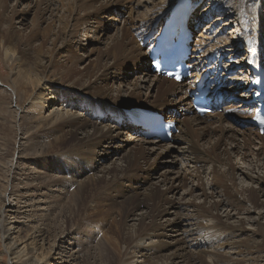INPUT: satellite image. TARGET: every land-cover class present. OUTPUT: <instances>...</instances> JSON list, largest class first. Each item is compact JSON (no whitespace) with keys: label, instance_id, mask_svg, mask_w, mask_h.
<instances>
[{"label":"bare ground","instance_id":"6f19581e","mask_svg":"<svg viewBox=\"0 0 264 264\" xmlns=\"http://www.w3.org/2000/svg\"><path fill=\"white\" fill-rule=\"evenodd\" d=\"M6 1L8 0H0V6L4 7L5 13L8 12L5 21V23H7V28H1L2 19L5 13L4 11L0 12V62L6 69L9 67V72L7 71V74H3L0 69V104L6 103L7 106L6 110L4 111L7 112L11 108V96L14 95L16 97L15 110H12L13 118L15 119V131L19 130L21 126H25V132L30 131V136L32 133L35 134L36 131L41 132L45 129H50V132L53 133L56 132V136L52 139H49L50 142L47 147L40 148L45 154L48 152L46 149H51L50 151L54 150L55 147H57V145L67 137L75 141L76 149L80 152L79 157L82 159H87L91 155L92 150L95 151L93 148L98 146H102L101 152L103 153L101 158H108L109 154L115 153L122 148V145H120L122 140L124 144L135 141L136 144L138 143L146 151V154L156 153L159 159L165 155L168 157L173 156V159H170L169 161L167 160L170 163L174 162V157L176 158L177 155L180 154L185 162V165L187 166L185 173L188 172L187 174L189 175H187V177H189V180H191L192 184V186L189 188L190 192L187 194L190 198L192 196L200 198L202 201V206H197L196 202L195 204L192 202L195 198H192V201H190V198H185L187 199L186 201L181 200V202H178L177 204L175 200H169L167 199V196L164 195V193L170 190L175 191L176 188H178L177 185L175 186L174 181H180V172L173 171V173L172 170H168L169 174L171 173L172 175H166L167 171L162 174L164 178L163 185H165L162 196L165 197H163L164 200L157 202L155 205L150 202L152 201L151 197L154 193L153 190L151 191L152 187H150V189L146 188L144 195L142 197L139 195V200L138 197L135 199L138 201H130V194L122 186L124 183L123 180H126L124 178H129L130 175L134 173L129 172L131 170L127 169L129 167L128 162L126 165L121 166L116 174H111L112 177H110V179H106L104 175H101V177L104 179L103 186L100 185L98 191L93 193L94 195L91 193V189L89 193L87 192L86 185L88 184L90 188L96 187L95 185L97 184V179H99L98 175L97 177H88V179L85 181L80 180V178L86 174V172L83 171L86 169L84 167H80L77 164V161H73L69 164L66 163L69 169L71 167V170L74 173V179L72 180L73 183L78 182L76 194H72L71 196V200L75 204L74 206L77 207V211H79V208L83 207L89 197L90 200L95 198V200L91 202H96V204L99 202L100 204V201L97 202V200L102 198V194H104L103 192L106 189L109 190L110 193L108 192L109 196H104V198H107L109 201H117L119 197L126 196V200L121 203V210L119 214L120 216L125 214L123 219L128 218L130 215L137 216L136 218L131 219L137 222V226L130 224L126 227L124 236L128 238L127 242L129 246L127 250L125 252L123 250L124 253H122L124 258H128V260L125 261L126 263L121 260L123 261L122 264H140L141 262L137 261V256H135V254L132 256V253L135 251L138 253L140 252V249H144L143 247H145L147 240H149V243L147 244H150L148 246L151 247L153 243L151 242L150 237L165 234L164 231L170 228L177 231V238L164 243L172 244L173 252L167 253L163 255L164 257L159 258L158 255H154L155 250L159 249V245L152 246L154 250L152 251L153 257H156L160 260V262L158 261L159 263H157L155 262V258L154 262L156 264H178L175 262V256H182L184 254H189V256H191V262H194V264H232L230 261L232 262L234 260L228 258L230 256L228 255L229 253L224 251L222 252L220 248H222L223 244L227 241L228 243L225 244V247L235 248V250H237L235 255H239L237 246L240 244L242 245V238L246 233V229L242 226L241 222L238 223L234 221H228L230 218V210L228 208H231V206H236V203H242L241 200H243V203L248 205V208L244 209L245 212L251 213L254 211L251 203H256V201H254V198L251 199L253 195H250V192L253 191L250 189L252 188V183L249 187V183H246L245 180H242L241 182L243 183L241 185L238 183L232 185L231 180L228 178L226 173L227 168L232 174H236L237 178L242 175L243 178L257 183L258 185L256 187L258 190L254 189L256 190V195L259 198H264V173H258L260 168H264V140L261 138L264 133L260 135L257 129L253 128L252 125L246 122L247 119L251 117V115H248L244 112L247 107L243 105V103H247L250 99V97L246 96L244 93L247 92L249 94V91L245 90L246 85L248 84V77L247 71H245L246 65H243L246 61L245 56L247 45L253 42V44L257 46L258 52L263 51L261 58L264 59V15L262 14L260 8L264 0H236V2H231L230 0H207L205 3H203L204 0H202L200 3V14L198 16L200 18L195 22L193 17L194 11L189 16V22H192L190 23L191 28L202 22L200 21L202 18H207L216 12L220 14L212 19L211 22H207L203 28L204 30L194 36L192 53L190 55L189 61L187 62L191 63L193 66L191 78L180 83H177L172 79L171 81H168L167 79L156 75L150 79L147 73L149 70V67L147 66L149 63L148 48L141 46L142 39H140V37L143 38V31L150 30L158 20L165 18L176 0H97L99 1L98 7H93V5H90V7L87 6L86 9H88V14H86L84 21L88 20V17H90V19L87 23L84 22L86 29L91 32L97 31L99 29L100 32H102L109 27L117 26L115 28L116 31H113L114 33L111 35V38L109 37V44L105 43L108 47L107 52L105 53H107L106 55L112 58L111 62H106L107 64L104 63L105 66L103 65L104 70H109L111 68V71H108V75L115 74L116 78H119V70L125 69V67L131 65V67H134V69H141L140 75L136 77L133 83L134 89L138 87H145L144 85H146V82H148L150 79V84L145 87L147 88L148 92L143 93L144 97H142V99L134 98L128 102L120 99H114L113 95L99 93L101 95L108 96V98L89 92V88H93L95 90H108L106 85L100 86L102 84V76L104 75L102 73L98 74V80L96 79L92 81L90 79L83 78L82 81L77 85H72L74 83L65 80L63 83H67L69 85H60L59 82L62 81V79L68 78L65 76L58 82L52 81L49 75L52 76L54 69H52L49 59L43 61L40 64L43 65V68H37V65L34 66V64L28 62L18 46L16 36L17 34H20L24 27L25 15L30 11V4H28L25 8L13 7L9 11H6ZM92 1L93 4L94 2H97L95 0H87V3H84L85 5H89L90 2L92 4ZM20 2V0H16L17 4ZM49 3L50 5L48 4L45 10L52 12L53 7L51 6L54 5V3L50 1ZM106 13H111L114 17H110V15L107 16ZM83 15L84 14H82V16ZM220 15L230 17L226 19L221 29L229 24L231 30L229 31L228 35H221L222 37L219 36V30H215L210 33V27L215 22L224 17ZM14 24L17 25L15 26ZM10 26H12L11 30L8 29ZM72 28L68 30H70V32L71 30L74 31V28ZM128 32L131 33L128 35ZM81 40H83V38ZM249 40H251V42ZM15 44L17 45V51L15 49ZM199 49H201V51L198 53L197 50ZM214 52L217 56H223L222 67L224 71L221 73V76H223L229 70L232 72L233 68L238 69V67H241V69H238L237 73L229 74L225 79H220L221 83L223 84L220 88V91L225 97V103L221 105L222 110L220 112L206 114L204 117H198L195 114H191L192 106L191 101H188V94L200 76L199 68L202 65V62L204 63V59L209 53ZM233 53L242 54L240 58L237 59V61H230L229 65H226L228 57H230ZM89 55L91 54H86L84 57H89ZM8 64L9 66H7ZM12 66L13 68H11ZM12 69L14 71H12ZM9 73L11 74L9 75ZM238 73L241 75H238ZM80 76L81 74H73L70 80H81ZM170 82H172V84ZM120 83L124 84L123 82ZM95 86H98V88ZM119 86L120 84L113 90H116ZM7 87L10 89L11 94L10 92L9 94L7 93ZM154 89L158 91L156 98L159 101L149 99L150 96H153L154 92H152V90L154 91ZM111 91L112 90H108L109 94L114 93ZM116 94H119V91H117ZM22 97L26 98L25 102L29 104V107L37 108L38 113L40 112L39 118L35 117L29 121L16 122V117L18 116L17 109L21 107L17 103L22 101ZM42 101L46 102L47 106L49 107V109H47V114H44L43 108L41 107ZM62 102H65L66 104ZM130 107H140L160 111L166 115L168 120L177 122V127L179 130L177 133L172 134V141L170 143H163L159 138H145L141 136L140 133L138 134L140 131L139 128L132 126L123 114L122 109ZM80 108L83 111H81ZM96 108L101 109L106 115L101 117V112ZM1 113L3 114L2 111ZM2 117H4V115ZM18 117L19 120L20 116ZM6 120L7 119H5L4 122H6ZM234 124H236L237 128L234 126ZM241 126H243V128ZM87 127H90L91 131H87ZM39 132H37V134ZM206 132H208L207 142L204 144L197 143L196 138L206 134ZM29 134L28 137H30ZM17 136L18 135H15V139ZM123 136H125V139L122 138ZM32 138H35V136ZM27 140H31V138H28ZM246 140H252L253 146L250 148L247 147ZM3 141H5V139H3ZM35 141L36 140L30 141V143L36 144ZM7 143L8 142H6V144ZM180 145H182V147ZM31 148L32 147H29V149ZM3 149L5 150L6 148L4 147ZM238 150L239 152H242L244 162H247L242 168L234 165L231 161L232 155ZM6 151L8 154L11 149L7 148ZM13 154L11 153L12 156ZM9 156L10 155L6 157ZM7 163L9 162H6V164ZM197 163L199 164L198 166L196 165ZM206 164L209 165L207 172L208 181L204 184V181L202 180V174L205 170ZM222 166L225 167L222 168ZM249 166L251 169L259 166L257 167V171L253 170L255 175H251L252 171L244 169ZM7 171L9 170H6V172ZM216 173L222 177L221 179H224L226 185L225 187L217 184L218 182L216 179ZM168 179L170 180L168 181ZM116 181H119V185L112 186ZM99 182L98 185L100 184ZM53 183L54 180L51 183H48V185H54ZM48 185L46 186L48 187ZM6 188L7 185L3 187V191H6ZM174 193H176V191ZM225 193H227V197L225 196ZM140 203H144L146 207L144 209L138 208V206L140 207ZM94 206L96 207V205ZM220 208L223 210L225 209L224 212L227 210L225 215L218 214V209ZM213 210H217V215H214ZM263 212L264 211H258V217H256L257 219L255 220L257 226V232L256 230L255 232L257 234H263L262 236H264V226L261 225V217ZM221 216L229 217L222 219ZM240 218L242 219L243 217ZM4 227L3 215L1 214L0 209V233L2 232L0 234V241L2 242L3 240L8 239V241L4 244V247L5 251L10 256L9 260L11 264H42L41 255H37L34 252L29 254L25 251L24 245L19 247L13 238L5 234L3 231ZM37 231L38 230H36V232ZM255 232H253V234ZM220 240L221 242H219ZM258 242L259 240L257 242L255 241V243ZM109 244L111 245L109 252L112 253L111 255L117 258L114 253L116 252V249H118L116 247L118 244L115 243V241L114 243L109 242ZM203 244H205V247H200V245ZM197 248L198 250H196ZM151 250L152 248L150 251ZM259 250L261 251V249H258V251ZM142 255L146 256V252ZM205 256H207V262L202 259ZM133 257H136V260H133ZM101 258L103 257L100 256V259ZM106 258L109 259L110 257L108 256ZM251 260H253V258H251ZM237 263H239L238 260ZM233 264L235 263L233 262Z\"/></svg>","mask_w":264,"mask_h":264},{"label":"rangeland","instance_id":"374dc122","mask_svg":"<svg viewBox=\"0 0 264 264\" xmlns=\"http://www.w3.org/2000/svg\"><path fill=\"white\" fill-rule=\"evenodd\" d=\"M20 1L21 2L17 4L16 0H8L6 1L5 4L6 5L5 8H7L6 11H9L13 7L25 8L28 4H30V8H29L30 11L25 15L24 27L21 30L20 34H17L16 41L18 42V46L21 49V52L24 55V57L27 59V61L34 64V66L37 65V68H43V65L40 64L47 59L50 60L52 69H54L53 70L54 73H52V76L49 75L52 81L58 82L61 78H64L66 76L68 79H62V81L59 82L60 85L61 84L69 85L67 83H63L65 80L74 83L72 85H77L79 82L82 81L83 78L90 79L92 81L96 79L98 80V74L102 73L104 75L102 76V84L100 83L101 84L100 86L106 85L108 90L109 91L112 90L111 92L114 93L109 94L108 90H95L93 88H89L90 93L97 95H101L99 93L113 95L114 99H120L128 102L134 98L142 99V97H144L143 93L148 92L147 88L145 87L150 84V79L154 76L150 72V70L147 71L150 79L148 80V82H146V85H144L145 87H140V88L138 87L134 89L133 83L136 77L140 75L141 69L139 70L134 69V67H131V65L127 66L125 67V69L119 70L118 72L119 78H116L115 74L108 75V71L111 68L109 70L103 69V65L105 66V64H107L106 62H111L112 60V58L106 55L107 53L105 52H107L108 49L107 44H109L111 35L116 31L115 28L117 26L109 27L108 29L102 32H100L99 29L94 32H91L88 29H86V25L84 22L87 23L88 20L90 19V17H88V20L84 21L86 14H88L87 11L88 9L86 8L87 6L90 7V5H93V7L94 6L98 7L99 1L95 0L97 2H94V4L92 1V4L90 2L89 5H85V3H87V0H20ZM49 1L54 3V5L51 6L53 7L52 12L45 10L46 6L48 4L50 5ZM205 1L207 0H204L203 3H205ZM230 1L236 2V0H230ZM260 8L262 14L264 15V2L261 4ZM200 9L201 6L199 4L198 9L195 10L194 13V18L196 17L197 20L200 18L198 17L200 14L199 12ZM2 11H4L5 13L4 7L0 6V12ZM7 13H5V15L3 16L1 28H7V23H5ZM82 14L84 15L82 16ZM218 14L220 13L216 12L211 14V16H208L207 18L204 19L202 18L200 20L202 22L198 23V25L199 24L200 25L194 30L193 35L195 36L197 33L199 34V32H202V30H204L203 28L205 24L207 22H211L212 19H214ZM106 15L107 16L110 15V17H114L111 13H106ZM220 16H224V15H220ZM227 18L230 17L224 16L219 21L215 22L210 27V33H212L215 30L217 31L219 30L220 37H222L223 35H228L229 31L231 30L229 24H227L225 27H223V29H221L223 23L226 21ZM14 25L16 26L17 24ZM70 28H72L75 31L74 32L71 30L73 34L70 32V30H68ZM8 29L11 30L12 26L8 27ZM130 33L131 32H128V35ZM82 38L83 40H81ZM249 41L251 42V40ZM15 49L17 51L16 44H15ZM83 54L84 55L91 54V55H89V57H84ZM226 65H229L228 61H226ZM7 66H9V64ZM8 68L6 69L0 62V69L1 72H3V74H7L9 72ZM11 68H13V66ZM238 69H241V67H238ZM12 71L14 70L12 69ZM11 73H9V75ZM73 74H81L80 76L81 80H73V81L70 80ZM161 78H165L168 81H171V79L166 77H161ZM120 82H123L124 84H121ZM170 83L172 84V82ZM119 84L120 86L116 90H113ZM95 87L98 88V86ZM8 89L9 88L7 87V93L9 94L10 89L9 90ZM117 91H119V94H116ZM152 92H154L153 96H150L149 99L151 100L154 99L159 101L156 98L158 91L154 89V91L152 90ZM101 96H105V95H101ZM11 97H12L10 100L12 102L10 103L11 111L10 110H8L7 112L4 111L6 110V106H7L6 103L0 104V110L3 112L2 114L0 111V115H1L0 116V125H1L0 126L1 128L0 129V151H1L0 152L1 154L0 209H1V214L3 215L4 226L6 227V228L4 227L3 231L5 232L6 235H9L11 238H13L16 241V244L19 245V247H22L24 245L25 251L28 252L29 254H32V252H34L37 255H41L42 264H107V263L120 264V262L122 264L123 261L124 263H126L125 261H127L128 258H124L123 253L127 250L129 245L127 242L128 238L124 236V233L126 232L127 225L132 224L137 226L136 225L137 222L135 220H131L133 218H136L137 216L130 215L128 218L123 219L125 214H123V216H120L119 214L121 210V203L126 200V196L119 197L117 201L110 200L112 201L110 202L109 200H107V198H104V196H109L110 192L107 189L103 192L104 194H102V198L100 200L96 199L97 202L100 201V204L99 202L97 204L96 202L95 203L91 202L95 200V198H92L90 200L89 197L86 200V203L83 205V207L79 208V211H77L76 210L77 207L74 206L75 204L72 202L71 196L72 194H76L78 182L73 183L72 180L74 179V173L72 172L71 167L69 169L66 163L69 164L72 163L73 161H77V164L80 167H84L86 169V170L82 169L83 171L86 172V174L82 178H80V180L85 181L88 179V177H97L98 175L99 179H97V184L95 185L96 187L90 188L88 184L86 185V189L88 193L90 192V189L92 190L91 192L92 194L96 193L98 191L99 186L100 185L103 186L104 179L101 177V175H104L106 179H110L112 175L116 174L119 171V168H121V166L126 165V163L128 162L129 167L127 169L131 170L129 172L131 173L134 172V173L131 174L129 178H124L126 180H123L124 183L122 184V186L130 194V201L131 200L134 201L135 199H137V197L139 200V197L140 196L142 197L144 195V192H146L145 189L146 188L150 189V187H152L151 191L152 190L154 191L151 197L152 201L150 202H152L155 205L157 202L164 200L163 197L165 196H167V199L169 200H175L177 204L178 202H181V200L186 201L188 198H190L187 193L190 192L189 188L192 186V184H191V180H189V177H187V175H189L187 174L188 172L185 173L186 172L185 169H187V166L185 165V162L180 154H178L176 158L174 157L175 159L174 162L170 163L168 161L170 159H173V156L168 157L167 155H165L159 159L156 153L146 154V151L138 143L136 144L135 141L124 144L122 140V142H120L122 148L116 151L115 153L109 154L108 158H104V159L101 158L103 153L101 152L102 146H98L93 148L95 151L92 150L91 155L87 159H82L79 157L80 152L76 149L75 141L68 137L63 140L64 142L61 141V143L58 144L54 150L50 151L51 149H46L48 152L45 154L40 148L42 147L46 148L50 142L49 139L55 137L56 132L53 133L50 132V129L49 130L45 129L42 130L41 132L36 131L35 134L32 133L30 136L29 134L30 131L25 132L26 131L25 126L23 127L21 126L19 130L15 131L16 130V129L14 130V128H16L15 119L13 118L12 112L15 110L16 97L14 95ZM25 101L26 98L22 97V101L20 103H17L21 107L17 109L18 116H20V119L18 120L19 117L17 116L16 122L29 121L35 117L36 118L40 117V112L38 113L37 108L29 107V104L26 103ZM41 107L43 108L44 114H47V109H49L47 103L42 101ZM221 110L222 107L216 110L215 112H220ZM3 115L6 118L2 117ZM5 119H7L6 122H4ZM8 121H10L11 123ZM234 126L236 127V124H234ZM241 127L243 128V126ZM86 130L91 131L90 127H87ZM37 132L39 133L37 134ZM207 133L208 132H206V134H203L205 136L201 135L197 137L196 142L201 144L206 143L208 140ZM28 134L30 137H28ZM15 135H18L16 139H15ZM33 136H35V138H32ZM238 137L241 138L240 136ZM28 138H31V140H27ZM122 138L125 139V136H123ZM261 138L264 140V135H262ZM3 139H5V141L8 143L6 144V142L3 141ZM34 140H36L35 142L38 146L35 143H30V141H34ZM14 141L15 143L16 142L17 143L15 144ZM171 141H163V143H170ZM246 141H247V147L250 148L251 146H253L252 140H246ZM3 146L6 148L5 150L3 149L4 148ZM180 146L182 147V145ZM29 147H32L31 148L32 150L29 149ZM36 147H38L39 149ZM7 148L11 149V151L8 154L6 153ZM11 153L12 154L14 153L13 154L14 157L11 155ZM8 155L10 156L6 157ZM165 159L166 161L167 160L168 161L166 162ZM231 161L234 165L239 166L241 168L244 167L245 164L247 163L244 162L243 154L242 152H239V150L232 155ZM6 162L9 163L6 164ZM196 165L198 166L199 164L197 163ZM259 166H256L253 169H251V167L249 166L244 169L252 171L251 175H255V173H253V170L257 171V167ZM223 167L225 166H222V168ZM208 169H209V165L206 164L205 170L202 174L203 176L202 180L204 181V184L205 182L208 181L207 179ZM6 170L9 171L6 172ZM168 170H172V172L173 171L180 172L181 177H180V181H174L175 186L177 185L178 187L175 190L176 193H174L175 192L174 190H170L164 193L165 196H162L163 195L162 192H164V187H165V185H163L164 178L162 174H164V172L167 171L166 175H172L171 173L169 174ZM226 173L228 178L231 180L232 185H235L237 183L241 185L243 183L241 182L242 180H245L246 183H249L248 184L249 187L252 185V188H250L253 190V191L251 190L252 192H250V195L251 194L253 195V196L251 195L252 196L251 199L254 198V201H256L257 204L251 203V206H253L254 208V211H252L251 213L245 212L244 209L248 208V205L246 203H243V200H241L242 203H236V206L233 207L231 206V208L230 207L228 208L230 210V215H229L230 218L228 221H234L238 223L241 222L242 226L246 229V233L243 235L244 237L242 238V245L240 244L237 246L239 255H235L237 251L235 250V248L225 247V244L228 243L227 241L223 244L222 248L220 249L222 250V252L224 251L226 253H229L228 255L230 256L228 258L234 260L232 262L230 261V263L232 264L233 262L235 264H264V249H263L264 236H262L263 234L256 233L257 226L255 221L257 219L256 217H258L257 212L264 211V202H263L264 198H259L256 195V190H258L256 186L258 184L255 183L254 181L247 180L243 178L242 175H240L237 178V175L232 174L228 168ZM258 173L261 174L264 173V168L263 169L260 168L258 170ZM5 176H7L8 178ZM221 178L222 177L216 173V179L218 182L217 184L225 187L226 185L224 179ZM53 180H54L53 183L54 185L52 184L51 186L48 185V183H51ZM98 180L99 181L103 180V181L99 182ZM169 180L170 179H168V181ZM98 182L100 183L99 185ZM5 185H7V188L6 191H3V187ZM46 185H48V187ZM115 185L116 186L119 185V181H116L112 186ZM225 196L227 197V193H225ZM192 198L195 199H193L192 201L191 200ZM190 201H192L194 204L196 202L197 206L198 205L202 206V201L200 200V198L196 196L194 197L192 196L190 198ZM94 205H96V207ZM145 207L146 206L144 203H140V207L138 206V208L141 209H144ZM224 210L222 208L218 209L219 212L218 214L225 215L227 210L225 212ZM213 212L214 215H217L216 214L217 210L216 211L213 210ZM229 216H221V218L225 219ZM240 217H243L244 219L243 218L241 219ZM67 220H69L70 222ZM65 221L68 223H66ZM261 225L264 226V212L261 217ZM117 226H118V231H117ZM36 230L38 231L36 232ZM253 232L255 233L253 234ZM164 233L165 234H161L159 236L150 237V240L153 243L152 246L159 245V249L155 250V254H154L155 256L158 255L159 258L164 257L163 255L167 253L173 252V245L164 242L172 241L177 238L176 235L177 231H175L174 229L171 228L166 229ZM258 240L259 242L260 241L261 242L255 243V241L257 242ZM7 241L8 239L3 240L2 242L0 241V264H11L9 260L10 256L5 251V247H4V244ZM114 241L115 243L118 244L116 246L118 249H116V252L114 251L115 252L114 255H116L117 258L111 255L112 253L109 252L110 250L109 248H111L109 242L114 243ZM148 241L149 240L146 241L145 247H143L144 249H140L141 253L140 252L137 253L135 251L132 253V256L135 254V256H137V261L141 262V263L139 262L140 264H144V263L148 264L149 261H150L149 264L150 263L156 264L155 262L159 263L160 260L156 257H153L152 251L154 250L152 246L151 247L148 246L150 245L147 244L149 243ZM219 242H221V240ZM200 247L202 248L205 247V244L200 245ZM151 248L152 250L150 251ZM258 249H261V251L260 250L258 251ZM196 250H198V248ZM252 251L253 252L255 251L254 255ZM145 252H146V256H143L142 254H145ZM100 256L103 258L100 259ZM105 256L106 257L109 256L111 259L110 258L107 259ZM133 258H134L133 260H136V257ZM251 258H253V260H251ZM202 259H204L207 262V256L203 257ZM237 260L239 261V263H237ZM175 262H177L178 264H192V263L194 264V262H191V256H189V254H184L182 256H175Z\"/></svg>","mask_w":264,"mask_h":264}]
</instances>
